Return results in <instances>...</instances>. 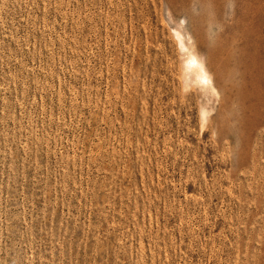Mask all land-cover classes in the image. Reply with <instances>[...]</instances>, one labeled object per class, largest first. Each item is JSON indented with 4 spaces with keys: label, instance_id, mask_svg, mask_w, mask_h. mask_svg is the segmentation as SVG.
Returning <instances> with one entry per match:
<instances>
[{
    "label": "rangeland",
    "instance_id": "rangeland-1",
    "mask_svg": "<svg viewBox=\"0 0 264 264\" xmlns=\"http://www.w3.org/2000/svg\"><path fill=\"white\" fill-rule=\"evenodd\" d=\"M0 264H264V0H0Z\"/></svg>",
    "mask_w": 264,
    "mask_h": 264
},
{
    "label": "bare ground",
    "instance_id": "bare-ground-1",
    "mask_svg": "<svg viewBox=\"0 0 264 264\" xmlns=\"http://www.w3.org/2000/svg\"><path fill=\"white\" fill-rule=\"evenodd\" d=\"M180 45L183 49L186 48L181 38H180ZM187 71L193 72L196 79L205 87L207 88L212 87V81L209 76L206 65L191 53L189 54V58L187 60Z\"/></svg>",
    "mask_w": 264,
    "mask_h": 264
}]
</instances>
